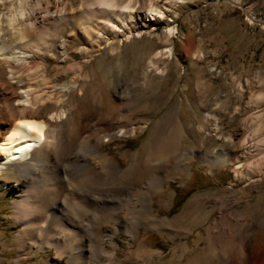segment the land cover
Returning a JSON list of instances; mask_svg holds the SVG:
<instances>
[{
  "label": "bare ground",
  "instance_id": "1",
  "mask_svg": "<svg viewBox=\"0 0 264 264\" xmlns=\"http://www.w3.org/2000/svg\"><path fill=\"white\" fill-rule=\"evenodd\" d=\"M119 1L81 0L78 7L69 8L66 0H0V193L10 182L18 190L19 198L13 203L19 226L15 247L20 251L53 249L60 260L66 257V264H115L118 245L113 237L120 232L129 245H136L129 260L143 259L142 264H264L262 193L256 205L249 200L250 190L228 187L195 195L174 219L160 218L155 212L153 196L168 198L158 205L160 209H169L172 196L163 187L168 174L155 177L153 173L170 165L186 175L181 159L193 155L181 147L179 104L138 150L125 153L126 167L106 152L101 137L107 138L110 130L114 137L135 138L147 127L146 121L134 118L137 100L153 75L164 74L166 66L161 64L172 55L171 27L156 36L149 52L132 49L141 78L128 77L124 52L141 39L150 42L152 36L150 32L144 38L135 35L134 28H146L150 22L164 24L182 3L136 0L131 7L132 0ZM57 27L65 35L56 32ZM7 31L13 43L4 44ZM99 55L112 61L105 71L97 63ZM192 58L201 57L194 54ZM47 60L59 63L51 68L50 76ZM66 77L68 81L56 90L52 82ZM109 79L113 89H106L100 98L98 87ZM203 87L196 82L197 90ZM201 130L192 129L191 135L198 137ZM246 141L241 157L247 161L261 152L255 171L262 174L264 145ZM240 165L232 171L233 180L239 182L245 180ZM79 169L81 177L77 176ZM12 172V177H6ZM43 176L49 178L46 186L37 182ZM90 177L97 181L84 186ZM142 181L145 188L136 187L130 193L127 207L114 206L124 201L128 187ZM76 188L83 198L78 203L97 205L103 219L78 221L63 210L67 196L71 205H78L73 200ZM140 230L167 239L195 232V238L191 245L181 243L180 253L174 251L164 261L160 252L145 248L138 240Z\"/></svg>",
  "mask_w": 264,
  "mask_h": 264
},
{
  "label": "rangeland",
  "instance_id": "2",
  "mask_svg": "<svg viewBox=\"0 0 264 264\" xmlns=\"http://www.w3.org/2000/svg\"><path fill=\"white\" fill-rule=\"evenodd\" d=\"M66 1L69 8L78 7L81 2ZM135 1L132 0L131 7L135 5ZM172 1L182 3L164 24L150 22L146 28H134V34L143 35V38L147 36L146 33H152L151 41L141 39L134 47H128L123 54V61L127 65L126 75L141 78L140 68L134 67L132 49L137 47L141 52H149L156 36L168 28H173L172 55L165 64H161L167 67L166 71L162 75H153L150 86L141 93L144 96L137 100L138 107L134 118L146 121L147 127L135 138L114 137V131L110 130L105 134L107 138L101 137L105 141V150L117 160L120 167H126L122 158L125 153L129 155L138 150L152 130L157 129L161 119L179 104V117L183 125L181 147L192 151L193 155L185 153L186 157L181 159L186 175L173 170L170 165L153 173L155 177L168 174L169 178L163 183V187L172 196L169 209H160L158 206L168 200L166 196L152 197L158 216L174 219L195 195L220 192L228 187L233 191L250 190L249 200L257 205V196L264 194V169L261 174L255 171V168L261 158L259 155L263 157V154L255 153L247 161H243L240 151L246 140L264 145V0ZM122 2L123 0L119 1ZM60 28L57 27L55 31L65 35L66 32H62ZM14 41L9 31L4 32V44ZM194 54L200 55L201 58H192ZM97 63L102 65V70L105 71L112 61L99 55ZM54 65H59L58 61H46L48 76L51 75L50 70ZM67 81L68 77L60 78L55 79L52 84L57 90ZM199 81L204 85L200 91L196 89V82ZM108 88L113 89L110 79L98 87V96L103 98ZM136 93L137 91L133 90V95ZM200 127V136L191 135L192 129ZM98 140L96 138L93 142ZM206 158L210 160L206 162ZM238 165L241 166L240 171H243L245 177L241 182L232 178V171ZM245 166L249 171H246ZM78 172L77 176L81 177L82 170L79 169ZM14 174L15 172H12L6 177H12ZM94 178L90 177L91 181L88 179V182L83 181L84 186L88 187L92 181L95 183L97 180ZM144 181L141 183L143 186L138 183L131 186L132 188L128 187L124 193V201L114 206L120 209L129 205L130 193L137 188L143 190L146 186ZM37 182L44 186L49 182V178L43 176ZM80 194L82 195L76 188L73 192L74 202L82 203ZM18 196V190L11 182L5 185L4 191L0 193V264H66V257L60 260L53 249L20 251L15 247L13 242L19 226L13 203L18 200ZM69 197L64 199L63 207L67 209L63 210L71 212L78 221L94 223L95 220L103 219L102 209L99 210L97 205L92 207L78 203L73 206L67 201ZM240 203H243V199ZM172 207L173 211H170ZM202 228L198 227L197 230L202 232ZM179 238L167 239L155 232L143 230L138 234V240L140 239L143 246L160 252L164 261L168 260L174 251L180 253L181 243L187 241L191 245L195 232ZM113 241L118 245V260L115 264H142L143 259L129 260L136 245H129L124 233H116ZM107 249L112 251L110 246H107ZM154 260L158 261L156 258Z\"/></svg>",
  "mask_w": 264,
  "mask_h": 264
},
{
  "label": "trees",
  "instance_id": "3",
  "mask_svg": "<svg viewBox=\"0 0 264 264\" xmlns=\"http://www.w3.org/2000/svg\"><path fill=\"white\" fill-rule=\"evenodd\" d=\"M170 211H173V207L171 208V210Z\"/></svg>",
  "mask_w": 264,
  "mask_h": 264
}]
</instances>
